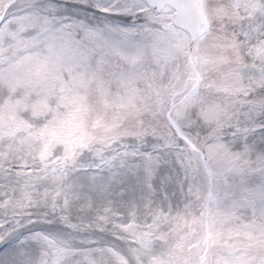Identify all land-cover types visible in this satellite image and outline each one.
Listing matches in <instances>:
<instances>
[{
    "label": "snow or ice",
    "instance_id": "1",
    "mask_svg": "<svg viewBox=\"0 0 264 264\" xmlns=\"http://www.w3.org/2000/svg\"><path fill=\"white\" fill-rule=\"evenodd\" d=\"M0 264H264V0H0Z\"/></svg>",
    "mask_w": 264,
    "mask_h": 264
}]
</instances>
